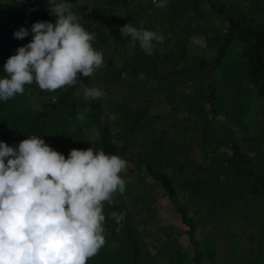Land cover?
Returning a JSON list of instances; mask_svg holds the SVG:
<instances>
[{
  "label": "rangeland",
  "instance_id": "obj_1",
  "mask_svg": "<svg viewBox=\"0 0 264 264\" xmlns=\"http://www.w3.org/2000/svg\"><path fill=\"white\" fill-rule=\"evenodd\" d=\"M219 1L226 6L224 14L264 29V0ZM71 4L85 29L96 33L93 46L103 53L105 66L88 79L103 91L96 100L109 121L116 154L131 170L129 175L122 173L126 189L115 196L117 208L104 204L106 243L87 264H131L129 244L113 212L129 220L139 243L140 264H194L195 253L199 264H264V199L249 194L245 170L229 149L236 144L264 172V95L244 77L245 61L237 42L211 70L213 111L202 80L201 63L216 56L228 33L224 15L204 0H168L164 8L153 0ZM128 7L136 27L164 37L162 44L153 43L152 55L138 42L129 54L131 38L120 35ZM55 20L54 15L49 21ZM5 62L6 57L0 59V76ZM65 89L45 92L33 83L25 86L23 95L0 101V141L15 147L25 139L2 122L3 113L39 114L47 100ZM72 90L73 117L55 120L44 139L65 157L72 148L100 150L98 144L71 138L76 132L98 139L87 100L82 92L77 94V85ZM81 112L83 121L77 119ZM148 165L174 182L192 219V237L159 183L147 174ZM189 180L204 190L203 197L190 195Z\"/></svg>",
  "mask_w": 264,
  "mask_h": 264
},
{
  "label": "clouds",
  "instance_id": "obj_2",
  "mask_svg": "<svg viewBox=\"0 0 264 264\" xmlns=\"http://www.w3.org/2000/svg\"><path fill=\"white\" fill-rule=\"evenodd\" d=\"M55 23L36 21L32 39L19 46L3 65L0 101L23 95L35 83L41 91L56 92L73 87L105 66L104 56L93 46L96 33L79 22L67 0H48ZM158 8L168 0H153ZM29 29L14 31L24 39ZM130 37L129 54L139 43L148 55L153 43L164 37L131 23L120 27ZM143 73L139 78H143ZM85 100L103 95L97 87L83 83L77 94ZM83 121L84 114L77 113ZM126 159L103 150L72 148L67 157L44 139L31 135L18 146L0 141V264H87L105 245L104 204H114L123 194ZM117 223L123 215L112 213Z\"/></svg>",
  "mask_w": 264,
  "mask_h": 264
},
{
  "label": "trees",
  "instance_id": "obj_3",
  "mask_svg": "<svg viewBox=\"0 0 264 264\" xmlns=\"http://www.w3.org/2000/svg\"><path fill=\"white\" fill-rule=\"evenodd\" d=\"M76 1L78 0H67L69 3ZM204 2L215 11L224 15L228 23V33L219 45L216 56L211 61H204L201 63V68L203 70L202 80L206 85L205 98L209 108L213 111L215 104L214 85L209 78L211 70L225 58L230 46L235 42L239 43L242 47L241 55L245 61L244 77L250 83L258 86L259 95H264V29H254L249 25H244L240 21L235 20L234 15L231 16V14H227L226 12L224 14L223 7L226 6L219 0H204ZM53 16L54 15L49 11V3L46 0H0V59L6 57L7 60L10 55L15 54L19 46L27 44L32 39L31 26L34 22L49 21L53 19ZM126 21L135 26L133 15L129 7L127 9ZM260 25L264 28V16ZM21 26L29 29V35L24 39H16L13 33ZM81 83L92 87L88 77H81V79L77 81L76 85L78 89H80ZM72 89L73 87H68L57 96V98L47 100L43 104L42 111H40L39 114L36 113L34 115L31 113L29 116L25 117L21 111L17 112V114L3 113L2 122L10 127L11 132L20 133L23 138L37 135L46 139L48 138L49 128L53 127L55 120H68L69 117H73L71 113V109L74 107ZM80 92H82V90H80ZM87 103L91 116L90 121L92 124H95L97 128L98 139L89 140L86 137L80 136V134L78 136L76 132L72 134L71 138H75L78 142L81 139L82 144H89L91 142L98 144L99 149L103 150L105 153L116 154L117 148L113 141L112 130L104 110L97 100H87ZM73 124L74 122H71V125ZM64 126V129L68 131V126ZM229 149L245 170L249 194L252 197L264 199V172L257 169L236 144H231ZM146 172L154 181L159 183L174 206L181 221L188 227V234L192 237V219L189 217L187 207L182 203L172 179L169 175L154 169L151 165L146 167ZM130 173V169L124 172L125 175H129ZM188 183L191 187L188 188L190 195L204 196V190L200 188L197 182L196 184L192 180H189ZM111 207L112 209L117 208L115 197L114 204L111 205ZM119 223L122 224L124 236L129 244L131 254L130 263L140 264L139 243L130 226L129 220L123 217L122 221ZM193 263L199 264V258L196 253L193 256Z\"/></svg>",
  "mask_w": 264,
  "mask_h": 264
}]
</instances>
